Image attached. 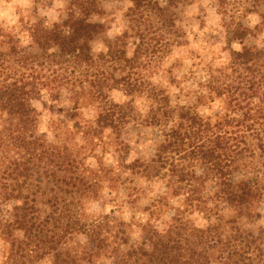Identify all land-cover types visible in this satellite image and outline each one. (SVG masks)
Here are the masks:
<instances>
[{"label": "trees", "instance_id": "obj_1", "mask_svg": "<svg viewBox=\"0 0 264 264\" xmlns=\"http://www.w3.org/2000/svg\"><path fill=\"white\" fill-rule=\"evenodd\" d=\"M65 3L56 20L20 14L14 29L0 26L3 263L264 264V40L249 39L258 26L235 27L228 57L207 61L199 88L171 105L143 71L173 43L164 36L176 33L173 0L163 6L128 0L127 27L114 37L104 36L96 19L98 0ZM97 40L104 49L95 52ZM110 91L120 100L110 99ZM61 96L70 100L68 117L82 139L108 136L115 165L38 132L41 111ZM84 102L98 105L94 119L82 124L75 117ZM129 120L160 134L148 158L122 161ZM115 179L135 180L140 193L127 204L134 210L147 197L141 213L125 218L122 202L88 211ZM151 181L162 190L150 195L143 183Z\"/></svg>", "mask_w": 264, "mask_h": 264}, {"label": "rangeland", "instance_id": "obj_2", "mask_svg": "<svg viewBox=\"0 0 264 264\" xmlns=\"http://www.w3.org/2000/svg\"><path fill=\"white\" fill-rule=\"evenodd\" d=\"M155 1L161 6L167 2V0ZM65 2L66 0H0V26L14 29L20 14L30 20L44 22L56 20ZM173 2L176 33L168 31L164 33L165 38L173 40L170 50L159 54L157 59L143 71L150 81L165 89L171 105L184 102L185 94L199 88L206 76L207 61L221 64L228 57L226 40L235 27L258 26L257 35L249 39L256 43L264 40V3L256 5L252 0H173ZM128 4V0H98L101 15L96 19L104 24V36L114 37L126 29L128 23L125 12ZM128 34L132 35L130 31ZM154 34L159 39L157 32ZM132 39L133 37H127L125 41L127 56L131 55ZM92 48L98 52L104 49V45L101 40H97ZM66 72L70 77V70ZM67 89L64 86L63 93H67ZM108 97L115 101L120 100V95L115 91H110ZM97 105V102H84L79 105L75 120L85 124L94 119ZM69 110L70 100L61 96L60 101L54 103L51 109L41 111L38 132L47 141L57 135L85 154H90L89 152L93 150V154H96L103 164L115 165L116 153L113 146L106 143L108 136L103 134L93 139L89 137L82 139L81 133L73 129L74 119L68 117ZM121 136L129 145V149L123 153V162L137 156L148 158L154 149V143L160 139L156 128L133 120L125 124ZM85 161L90 165L96 164V160L91 156ZM123 177L125 175H121V178ZM122 180L125 179H115L117 184L111 189L107 188L106 183L102 189L103 198L87 204L88 211L107 212L114 203L122 202L125 218L131 212L139 210L141 213V209L147 205V197L141 196L136 204L133 203L137 208L132 210L127 200L133 199L136 192L140 193L138 185H133L135 180ZM143 186H148L147 191L150 195L162 190L160 182L157 181L143 183ZM263 210L264 206H260V211ZM3 249L0 245V264H5L2 257Z\"/></svg>", "mask_w": 264, "mask_h": 264}]
</instances>
